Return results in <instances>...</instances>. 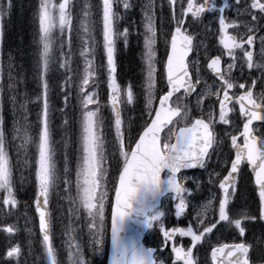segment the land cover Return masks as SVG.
I'll list each match as a JSON object with an SVG mask.
<instances>
[{
	"label": "snow or ice",
	"instance_id": "snow-or-ice-1",
	"mask_svg": "<svg viewBox=\"0 0 264 264\" xmlns=\"http://www.w3.org/2000/svg\"><path fill=\"white\" fill-rule=\"evenodd\" d=\"M167 2L172 31L165 42L166 61L160 62L159 67L156 0H147L141 9L146 71L138 97L131 84L121 87L115 75L117 40L127 45L129 35L128 28L117 29V21L123 16L116 8L127 12L133 7L132 0H102L100 19L109 89L107 100L111 110L108 135L97 91L99 76L94 66L93 5L82 4L77 17L80 47L75 59L83 60L82 72L77 76L72 67L75 63L73 0H60L59 3L39 0L35 47L41 95L35 101L27 92H21L20 75L13 72L11 56L5 75L0 51V194H3L0 233L5 234L6 244L0 264H90L78 238L82 228L65 230V255L64 259L59 258L60 250L54 244L55 221L50 202L63 191L70 205L68 213L77 221L87 220L94 254L103 253L110 177H113L114 192L110 264H209L207 257L196 253L206 239L214 235V229L219 232L217 225L234 227L239 236L244 237L246 222L259 219L264 223V133L257 136L253 128L254 121L264 123V0H222V6H218L217 0ZM14 8V0H0V44L4 19L12 15ZM159 8L162 10L163 5ZM226 10H232L234 15H226ZM206 14H218L214 33L218 41L213 45L204 43L199 34L190 31V27L207 18ZM208 31L211 30L205 26V32ZM193 54L194 58L190 59ZM224 56L230 62L224 61ZM236 70H239V77L233 75ZM245 70L247 79L241 83L239 79H244ZM253 70L259 72L255 78ZM158 73L162 88L157 86ZM58 74L62 76L60 81L56 79ZM208 79H213L212 85L208 84ZM258 85L260 91L254 92ZM56 89L63 96L62 115L68 109L69 100L79 98V156L74 179L67 153L63 154L62 165L58 164L54 148L52 120L55 109L50 105L49 92ZM6 93L13 117L10 126H6L4 118ZM34 102L42 104L35 135L29 112V104ZM137 105H142L141 116L133 127L134 118L126 117L124 110ZM241 117L242 130L234 123ZM63 123L67 125L69 121L64 119ZM217 126L222 129L220 134L216 132ZM221 135L235 149L234 158L223 162L226 175L221 177L219 172H213L209 176V182L212 176L217 177L222 197L191 204L189 211L191 201L188 197L192 200L196 197L193 188L186 185L192 179L193 187L198 189L200 182L186 175V170L205 169L217 146L224 143ZM33 145L35 156L29 161L27 153ZM21 152L25 155L24 166L32 169L33 205L40 233L38 251L27 213L23 227L15 215L20 204L17 194L21 181L14 177V168L20 163ZM245 164L251 167L258 187V217L244 208L238 209L233 202L241 167ZM169 214L177 219H192H187L186 227H169L165 224ZM152 229L161 239L157 246L147 247L143 242L144 234ZM22 232L28 237L23 247L14 240ZM184 237L190 238L187 245ZM252 240L253 243L242 239L238 243L217 242L215 245L209 240L210 264H264V231L254 233Z\"/></svg>",
	"mask_w": 264,
	"mask_h": 264
},
{
	"label": "rangeland",
	"instance_id": "rangeland-1",
	"mask_svg": "<svg viewBox=\"0 0 264 264\" xmlns=\"http://www.w3.org/2000/svg\"><path fill=\"white\" fill-rule=\"evenodd\" d=\"M38 3L36 5V9H35V12L38 8V4H39V0H37ZM57 3L60 2V0H56ZM26 3V6L27 8L30 9V4L29 2H25ZM163 5L164 4V1H159V5ZM160 10V8H159ZM161 14L163 13V10H161L160 12ZM36 16V15H35ZM159 17L161 18L162 20V16H160L159 14ZM125 22V21H123ZM4 24H7L9 25V18L6 16L5 19H4ZM99 32H100V35H101V38H102V27H101V23H100V27H99ZM162 43V42H161ZM163 44V43H162ZM117 47V45H116ZM104 54H105V51H104ZM142 64L144 65L143 68H142V72L144 74V78L141 82V84L138 85L139 89H138V93L141 94V90L143 88V85H144V82H145V71H146V68H145V63H144V53H143V56H142ZM105 62H106V55H105ZM160 77V76H159ZM118 83H119V80L118 78L116 77ZM103 83L102 85L104 86V88L106 89V99L109 95V89L107 87V69H105V72H104V77L102 78L101 80ZM159 86L158 88H162L163 87V83H162V79L160 77V81H159ZM120 84V83H119ZM209 84V83H208ZM213 84V82H212ZM211 84V85H212ZM121 85V84H120ZM210 85V84H209ZM122 87V86H121ZM135 92V91H134ZM108 101V100H107ZM188 102V101H187ZM140 107H142L140 105ZM134 109H137V106H132L130 108H125L124 112H125V116H131L132 117V113L134 111ZM108 114L111 118V110H110V107H108ZM140 122V121H139ZM143 123V121H141V124ZM133 135H135V133H133ZM67 137L68 136H64V138L66 139V150L71 154V155H77V146L75 145L74 142H70L69 143V137H68V141H67ZM63 151V154L65 153L64 150L62 149ZM68 152L67 155H68ZM70 155V156H71ZM58 162L59 164L62 165V162H63V159L62 158H59L58 159ZM20 169L21 171H24V170H29L31 169V167H22L21 168V162H20ZM188 175L189 177L193 178L194 180H197L200 182V184L202 185L201 187L199 188H202L203 189V192L204 193H201L199 191V188L197 189V194L196 195H200V197H196L195 200H192L191 197H188V199L191 201L190 203V208H189V211H191V204H199V203H204L206 202L209 198H220L221 196H218L216 192L213 193V184H214V180L215 182L217 181V177L215 176H212V180L211 182H209V175L205 176V177H201V175L199 174H196V173H192V174H186ZM112 179L113 177H110L109 178V182H108V189H109V198H108V201L105 203V231H106V226H107V221H108V215H109V207H110V200H111V193H112V188H113V183H112ZM246 180V179H245ZM29 182V181H28ZM189 182H192L193 183V180L190 179ZM244 184L245 183H242L241 184V188L240 189V192H242L241 196L239 199H236L234 198L233 202L235 204L238 203V201L240 200H244V199H252L253 201L257 198H259L258 196V192H250V191H247L244 187ZM34 186V185H33ZM35 190V189H34ZM209 194H211L212 196H210ZM236 194H239L237 191H236ZM57 197V200L59 202L56 203V206L60 208V211L62 213L61 217L59 218V214L55 211V208L53 209L54 211V229H55V233H54V244L58 247V249L60 250V259H64V249H63V245H64V241H65V230L66 229H70V228H76V229H83L82 232H78V238L80 239L82 245H83V248H84V257L87 261L90 262V264H101L102 263V260L104 258H106V253H107V250L105 252V239H104V251L103 253H99V254H94V250L92 249V246H91V241L89 239V231H88V228H87V220L84 219L82 221H77L74 216L70 215L68 213V208L70 207V205L68 204V202L64 199L62 200V196H60V194H58ZM253 201L247 205V207H249V211H254L256 210V207L254 206V203ZM168 206V205H167ZM23 206L22 205H19L18 207V210L15 212V215L19 218V221H20V225L21 227H23L24 225V216H25V213H27V216H28V211L25 209V212L23 210ZM65 212V213H64ZM83 215V214H81ZM194 215V214H193ZM169 220L165 221V223L167 224V226L169 227H174L178 225V222L180 220H182L185 224L180 226V227H186L187 226V219H192V217H188L187 219L185 217H181L179 219L175 218L174 215L172 214H169L168 216ZM9 223H11L12 221L9 220L8 221ZM56 226V227H55ZM245 226L247 227V234L250 235V236H253L254 233H259L261 232V230L259 229H256V231H252L251 228H250V224L249 223H246ZM29 227H31L33 229V243L34 245L36 246L37 248V251L39 250V245H38V241L40 239V236H39V232H37V230L35 231L34 229V224L31 223L29 224ZM218 228V226H217ZM226 230V231H225ZM225 230L223 232H217L215 229H214V235H212L211 237L207 238V242H206V245L208 246V241L210 240L211 244L212 245H215L216 242H219V241H222L223 238L225 239H228L230 241H233V240H236L238 239V236L236 235V230L234 229H231V228H225ZM23 238V240H20V238ZM17 240H20V241H15V242H19L21 243L22 247L24 246V244L26 243V240L28 239L27 237V233H24L22 232L21 234L17 235ZM56 239L58 240L56 242ZM181 239L180 237H178V240ZM25 240V241H24ZM190 238L188 237H184L183 238V242L187 245L188 242H189ZM59 244V245H58ZM209 249V247H208ZM6 249H4V251L2 250V247L0 245V259L3 258V254L5 253ZM198 254V253H197Z\"/></svg>",
	"mask_w": 264,
	"mask_h": 264
},
{
	"label": "trees",
	"instance_id": "trees-1",
	"mask_svg": "<svg viewBox=\"0 0 264 264\" xmlns=\"http://www.w3.org/2000/svg\"><path fill=\"white\" fill-rule=\"evenodd\" d=\"M86 2L93 5V7H92L93 14H94V12H97V9H95V5L97 4V0H73V3H74L73 15H75L77 17L78 13L81 10V5L86 3ZM97 13L99 14V11ZM16 17L17 18L20 17V20H22L21 24H22L23 28L20 29L21 32H19V35H17V33H15V36L12 38V41L14 42V44L12 43V46L10 48L11 53H9V56H11L13 58L12 64L14 65V68H13L14 74L19 73V75H20L21 92H27L29 94V96L31 97V99L33 101H35L36 97L41 95V89H40V83H39V80H38L37 74H36V60L31 59V53L34 50L32 48H29L28 43H27L28 35H29V33H31L30 31H28V29L30 28V25H31V20H30V17H28V19H26L25 17L20 16V15L19 16L17 15ZM76 22H77V20H76ZM74 29H76V30H75V32H73V50L75 51V53H78L79 52L78 51L79 50V39L77 36V26H74ZM20 33H22V34H20ZM21 39H22V42H20ZM9 56H5L3 58L4 65H5V75H7V71H8L7 65L9 64ZM30 64H31V66H30ZM23 68H24V70L26 69L28 71H24ZM31 74H33V76H34L33 78H31ZM28 75H30V77H27ZM56 79L58 81H60V80H62V76L60 74H58ZM5 82L7 83V81H5ZM50 83H51V80H50ZM49 102H50V105L53 107V109H55V116L52 120V123H54V126L59 121H63L64 119H67L68 121H70L71 112L74 109V105H73L74 100H72V99L69 100L68 109H67L66 113L64 114V116L61 114V111H60L61 109L64 108V104H63V96H62L59 89H56L55 92L50 90ZM4 105H5L4 106L5 117H6V108L8 107V110H9V112H8L9 116H7L5 118V120L7 119L5 121V124H6V126H10L13 117H12V112H11V105L8 103V100H7V93L5 96V104ZM41 108H42L41 103L34 102V103L29 104V112L31 114V122L33 125V130H36L37 115L41 111ZM77 123H78L77 124V129H78V125H80L79 124L80 122L77 121ZM66 128L68 131L70 129L73 130L75 127L71 123V124H69V126H66ZM24 197H25V199L24 198L21 199L22 200L21 202H25V201L30 202L28 197H26V196H24Z\"/></svg>",
	"mask_w": 264,
	"mask_h": 264
},
{
	"label": "flooded vegetation",
	"instance_id": "flooded-vegetation-1",
	"mask_svg": "<svg viewBox=\"0 0 264 264\" xmlns=\"http://www.w3.org/2000/svg\"><path fill=\"white\" fill-rule=\"evenodd\" d=\"M225 14L228 15V16H233L234 15L232 10H226ZM217 15L218 14H211L210 15L211 16V24H209L207 26V28H209L211 30V31L206 32V39H207V43L209 45H213L214 41H218V37L214 36L216 28L218 27ZM207 20H209V18ZM217 54H219V53H217ZM222 59L224 61L230 62L229 58L227 56H224ZM245 72H246V75H245L244 79H239V82H241V83L245 82V79H247V70H245ZM233 75H234V77H239V70L234 71ZM258 75H259V72L256 71V70H253V78H255ZM256 91H260V89H255L254 92H256ZM242 119L243 118L241 117L240 121H234V123L239 124V127H240L241 130H242ZM260 126H261V124H255V126H254V129H255V131L257 133H258L257 128L260 127ZM233 134H236V133L233 132ZM222 140H224V143L222 144V149H221L222 150V158L221 159L224 160L223 162H225V161H227V160H229V159L234 157V149L231 147L230 141L226 137H224L223 135H222ZM222 167H223V164H222ZM222 167L219 166L218 169L226 174V172L223 171ZM248 172H249L248 166L247 165H242L241 174H246Z\"/></svg>",
	"mask_w": 264,
	"mask_h": 264
},
{
	"label": "water",
	"instance_id": "water-1",
	"mask_svg": "<svg viewBox=\"0 0 264 264\" xmlns=\"http://www.w3.org/2000/svg\"><path fill=\"white\" fill-rule=\"evenodd\" d=\"M144 236H145V234H144ZM110 259H111V243H110V252H109V255H108V262H107V264H110Z\"/></svg>",
	"mask_w": 264,
	"mask_h": 264
}]
</instances>
